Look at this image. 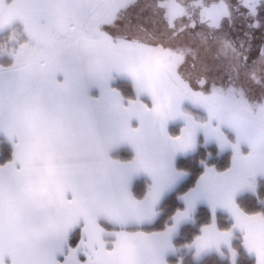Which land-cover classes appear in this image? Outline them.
I'll return each instance as SVG.
<instances>
[{
	"label": "snow or ice",
	"instance_id": "6c2138e0",
	"mask_svg": "<svg viewBox=\"0 0 264 264\" xmlns=\"http://www.w3.org/2000/svg\"><path fill=\"white\" fill-rule=\"evenodd\" d=\"M0 153V264H264V0H0Z\"/></svg>",
	"mask_w": 264,
	"mask_h": 264
},
{
	"label": "trees",
	"instance_id": "16d2710c",
	"mask_svg": "<svg viewBox=\"0 0 264 264\" xmlns=\"http://www.w3.org/2000/svg\"><path fill=\"white\" fill-rule=\"evenodd\" d=\"M0 155H2V153H0ZM182 159H186V158H182ZM186 163L189 165L188 170L191 173V176L189 177V179L191 180V184L189 186H194L195 180L198 179L199 175L202 173L197 172L194 168L191 167V164L193 163L191 160L186 159ZM214 163L219 168V170H224V168H222L221 165L225 163L230 164V157L227 160H225L224 155L216 156L214 158ZM196 167L198 168L199 165L197 164ZM179 203L180 202L175 199L173 200V202L170 203V207H172L173 214L175 210V207L173 205L178 206ZM210 222H211L210 211L204 207L199 209L196 214V223L187 226L185 232L183 233V237H182L183 242L185 243L190 242V240L193 239L195 235L199 234V227H202L205 223H210ZM218 224L223 229V226L228 224V219L225 216L220 215L218 217ZM155 230H161V229L157 228ZM205 264H214V262L211 260H206Z\"/></svg>",
	"mask_w": 264,
	"mask_h": 264
},
{
	"label": "flooded vegetation",
	"instance_id": "af4514ba",
	"mask_svg": "<svg viewBox=\"0 0 264 264\" xmlns=\"http://www.w3.org/2000/svg\"><path fill=\"white\" fill-rule=\"evenodd\" d=\"M233 38H236V34L234 33ZM253 43L255 45H259L261 43V34L259 32L255 33V36L253 38Z\"/></svg>",
	"mask_w": 264,
	"mask_h": 264
},
{
	"label": "crops",
	"instance_id": "0c3cea01",
	"mask_svg": "<svg viewBox=\"0 0 264 264\" xmlns=\"http://www.w3.org/2000/svg\"><path fill=\"white\" fill-rule=\"evenodd\" d=\"M206 208V209H208V207L206 206V205H201V206H199L198 207V209H197V212H198V210L199 209H201V208ZM209 210V209H208ZM210 211V210H209ZM210 214H211V212H210ZM220 215H222V216H225L226 218H227V216H226V214L225 213H223V212H219L218 213V215H217V226H219V224H218V217L220 216ZM228 219V218H227ZM220 227V226H219ZM223 230V229H222Z\"/></svg>",
	"mask_w": 264,
	"mask_h": 264
}]
</instances>
